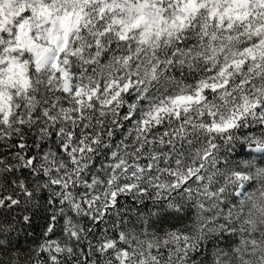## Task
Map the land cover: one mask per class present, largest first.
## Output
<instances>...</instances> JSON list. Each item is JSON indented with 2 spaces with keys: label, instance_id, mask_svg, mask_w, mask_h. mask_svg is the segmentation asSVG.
Returning a JSON list of instances; mask_svg holds the SVG:
<instances>
[{
  "label": "snow or ice",
  "instance_id": "1",
  "mask_svg": "<svg viewBox=\"0 0 264 264\" xmlns=\"http://www.w3.org/2000/svg\"><path fill=\"white\" fill-rule=\"evenodd\" d=\"M0 264H264V0H0Z\"/></svg>",
  "mask_w": 264,
  "mask_h": 264
}]
</instances>
